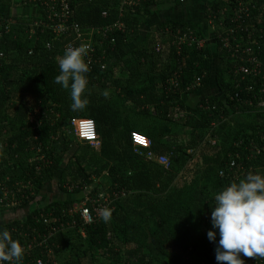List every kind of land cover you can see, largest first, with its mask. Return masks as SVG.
Here are the masks:
<instances>
[{
	"label": "trees",
	"instance_id": "trees-1",
	"mask_svg": "<svg viewBox=\"0 0 264 264\" xmlns=\"http://www.w3.org/2000/svg\"><path fill=\"white\" fill-rule=\"evenodd\" d=\"M190 1L202 16L179 11L180 0H69L58 34L42 0L23 1L28 18L4 11L22 0H0V212L27 210L0 229L23 246L19 264H217L214 195L264 174V75L241 71L256 56L264 71V0H244L243 13L236 0ZM74 23L97 30L79 111L55 82L57 58L83 46ZM211 86L217 93L204 96ZM72 118L94 120L100 145L77 141ZM133 132L150 149L134 152ZM54 183L66 198L39 206ZM102 193L110 220L85 225L75 205Z\"/></svg>",
	"mask_w": 264,
	"mask_h": 264
},
{
	"label": "clouds",
	"instance_id": "clouds-1",
	"mask_svg": "<svg viewBox=\"0 0 264 264\" xmlns=\"http://www.w3.org/2000/svg\"><path fill=\"white\" fill-rule=\"evenodd\" d=\"M84 56L85 48L79 46L66 48L57 58L55 82L70 89L72 111L82 110L87 103L82 98L87 85L84 74L89 71ZM211 205L207 238L216 244L217 264H244L241 254L264 259V174L249 172L238 182H230L214 195ZM101 218L108 222L110 210H103ZM23 253L21 243L7 229H0V264H19Z\"/></svg>",
	"mask_w": 264,
	"mask_h": 264
},
{
	"label": "built area",
	"instance_id": "built-area-1",
	"mask_svg": "<svg viewBox=\"0 0 264 264\" xmlns=\"http://www.w3.org/2000/svg\"><path fill=\"white\" fill-rule=\"evenodd\" d=\"M25 3H28L31 1L36 2V0H23ZM238 1V7H236V11L243 13L247 10L249 7H243L244 0H236ZM181 4L188 2V0H180ZM247 2H250L247 1ZM42 6H45L46 11V17L47 20L50 21L48 25L52 27L56 33H65L67 29V22L70 17V3L69 0H42L41 2ZM245 8V9H243ZM103 15L106 16L107 12H103ZM40 17H43L44 15L41 13L39 14ZM57 22L53 25V23ZM41 24L38 20L35 21V25ZM44 26H47L43 23ZM70 30L74 31L77 35V38L81 40L83 43V47L85 48V55L89 52L93 51L91 41L93 40V34L94 32H97L95 29L91 30H83L78 24L74 23L71 24ZM122 27V24L119 25ZM48 27V26H47ZM205 43L204 40L198 41V46H202ZM68 47H75L74 44L69 43ZM86 58V57H85ZM88 61H91V57L88 55L86 58ZM252 63V66L246 67L242 66L241 71L244 73V76H261L264 75V71L261 68V62H259L258 57H251L247 58ZM257 108L261 111H264V99H261L257 102ZM71 127L73 128V133L78 141L89 144L91 146H99L100 140L97 134V127L94 120L89 118H72ZM131 140L133 142L134 146V152L141 153V149H150L151 147V141L143 134L139 132H133L131 134ZM147 157H153L152 152L149 150L147 153ZM161 164H163L166 168L170 166L169 158L166 156H162L158 160ZM235 166V161H230V167ZM221 175L224 174V171L222 170L220 172ZM105 196L100 194V198L96 199H88L85 200L81 205H75V211L79 212L81 214V218L85 225H90L95 223L101 218V213L103 210L107 209L109 205L111 204V201L104 200ZM79 206V209L76 210V208ZM72 224H75V221L72 222ZM30 247V245H29ZM14 264V262H12ZM38 264H42L41 261H39Z\"/></svg>",
	"mask_w": 264,
	"mask_h": 264
},
{
	"label": "rangeland",
	"instance_id": "rangeland-1",
	"mask_svg": "<svg viewBox=\"0 0 264 264\" xmlns=\"http://www.w3.org/2000/svg\"><path fill=\"white\" fill-rule=\"evenodd\" d=\"M21 6H18L17 8H14V7H8V9H5V8H3V10L4 11H6L5 13L6 14H9V15H12V16H17V15H22L23 16V14H24V17L23 18H28V17H30L29 15H27L26 14V11H27V7H25L24 5H25V3H23V0H22V4H20ZM183 7H185V9H187V8H189L190 6H192V4H191V2H187V3H185L184 5H182ZM0 9H2V7H0ZM180 11H185L184 13H188V11L187 10H183V9H181ZM212 44V43H211ZM117 76H122V74L121 73H119ZM111 83V82H110ZM109 88L110 89H112V88H114V85L113 84H110L109 85ZM200 94H202V93H200ZM194 96H197V95H194ZM78 141V140H77ZM74 149H76L75 147L74 148H72V150L70 151V152H72V151H74ZM70 154V153H69ZM253 173H258V172H256V171H253ZM55 184V183H54ZM60 186H59V184L58 183H56L55 185H52V184H50V185H48V186H46V187H44V189H42L41 190V193L39 194V196H38V198H37V201L39 202L38 203V205L39 206H44V204L45 203H47V202H49V201H53V200H56V199H64V198H66L65 197V195L63 196V195H61V193H60ZM102 195H104L103 193H102ZM105 196V195H104ZM104 200H107V201H111L110 200V197L109 196H105L104 198H103ZM36 201V202H37ZM79 209V206L76 208V210H78ZM24 211H27L26 209L24 210ZM14 212V211H12V212H10V213H13L12 214V216H11V218H22V216L24 215V214H26V212ZM1 213L2 212H0V222L3 220V219H5L6 217H8V215L10 214V213H7L6 215L4 214V213H2V215H1Z\"/></svg>",
	"mask_w": 264,
	"mask_h": 264
},
{
	"label": "crops",
	"instance_id": "crops-1",
	"mask_svg": "<svg viewBox=\"0 0 264 264\" xmlns=\"http://www.w3.org/2000/svg\"><path fill=\"white\" fill-rule=\"evenodd\" d=\"M191 2V1H190ZM195 1H192V6H190L189 8H187L186 10L188 11V13H194V15L197 13L198 15L202 16V11H203V7L200 3H194ZM180 11V10H179ZM204 96H208V95H215L217 93V89H214V86H211V88H206L205 90H203ZM13 213H10L8 215V218H10L12 216Z\"/></svg>",
	"mask_w": 264,
	"mask_h": 264
}]
</instances>
